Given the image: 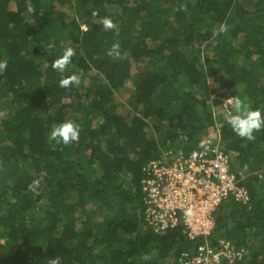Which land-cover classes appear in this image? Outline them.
<instances>
[{
  "label": "trees",
  "instance_id": "obj_1",
  "mask_svg": "<svg viewBox=\"0 0 264 264\" xmlns=\"http://www.w3.org/2000/svg\"><path fill=\"white\" fill-rule=\"evenodd\" d=\"M117 42L121 55L109 56ZM67 47L61 74L51 64ZM4 59L0 264H178L221 239L243 249L221 264H264V130L241 138L219 113L238 95L264 116V0H0ZM73 73L80 83L60 87ZM66 120L79 141H50ZM208 143L247 171V201L224 197L207 236L190 239L181 220L156 231L144 165Z\"/></svg>",
  "mask_w": 264,
  "mask_h": 264
},
{
  "label": "built area",
  "instance_id": "obj_2",
  "mask_svg": "<svg viewBox=\"0 0 264 264\" xmlns=\"http://www.w3.org/2000/svg\"><path fill=\"white\" fill-rule=\"evenodd\" d=\"M219 108L216 105L214 110ZM218 123L222 125L216 120L215 125ZM143 170L147 175L143 189H149L150 196L145 219L156 231L181 220L190 239L207 236L215 226V207L224 197L231 193L237 201L248 199L242 184L247 171L233 170L229 153L218 144L208 143L188 154L168 150L164 157L148 161ZM242 252L226 239L215 245L205 240L193 254L183 252L178 264H221L222 257L232 263Z\"/></svg>",
  "mask_w": 264,
  "mask_h": 264
},
{
  "label": "clouds",
  "instance_id": "obj_3",
  "mask_svg": "<svg viewBox=\"0 0 264 264\" xmlns=\"http://www.w3.org/2000/svg\"><path fill=\"white\" fill-rule=\"evenodd\" d=\"M28 13L34 12V7L28 5L26 8ZM97 12H93V16H97ZM104 31L117 30V25L109 17H103L100 20ZM229 26L226 23H222L219 26V33H225L228 31ZM53 46L51 44L45 46V51L48 52ZM75 55V50L71 47H67L63 50L62 54L56 58L51 67L58 73H65L68 66L72 62V57ZM109 56L119 57L121 55L119 43H114L108 51ZM7 59L0 60V74L7 70ZM80 83V75L73 73L68 76H62L59 80V86L62 88H69L73 85ZM50 99V98H49ZM222 106L226 109H230L228 113L227 123L232 128L233 132L244 139L253 140L254 132L264 130V116L261 114L260 109L252 110L245 99L235 95L224 99ZM80 126L72 120H66L62 123L53 125L49 133V140L56 143H62L64 145L71 144L79 141ZM248 177V176H247ZM246 190V189H245ZM247 191V190H246ZM151 255H145L143 259L151 260ZM48 264H61L59 256H55L53 259L48 260Z\"/></svg>",
  "mask_w": 264,
  "mask_h": 264
},
{
  "label": "rangeland",
  "instance_id": "obj_4",
  "mask_svg": "<svg viewBox=\"0 0 264 264\" xmlns=\"http://www.w3.org/2000/svg\"><path fill=\"white\" fill-rule=\"evenodd\" d=\"M219 113H221L224 117L228 118V113H227V112L220 111ZM220 122H221V121H220ZM220 124H221V123L216 124V127H219ZM196 193H197V192H194L193 194H196ZM97 218H99V217H97Z\"/></svg>",
  "mask_w": 264,
  "mask_h": 264
}]
</instances>
